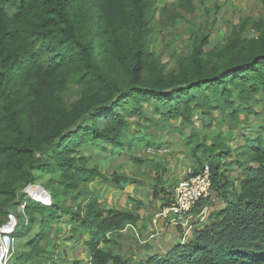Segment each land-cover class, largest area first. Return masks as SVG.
Instances as JSON below:
<instances>
[{
  "label": "trees",
  "instance_id": "trees-1",
  "mask_svg": "<svg viewBox=\"0 0 264 264\" xmlns=\"http://www.w3.org/2000/svg\"><path fill=\"white\" fill-rule=\"evenodd\" d=\"M150 15L149 0H0V226L16 215L20 199L27 223L16 215L14 239L25 238L26 227L41 222L40 234L25 240L26 250L14 251L8 264H59L60 254L51 257L49 234L43 231L63 218L70 225V244L82 239L80 230L86 235L88 264H129L106 246L135 228L139 216L100 208L96 195L77 203L80 193L68 194L103 177L88 166L83 149L111 156L132 151L129 117L161 127L180 120L192 127L197 116L201 125H212L211 114L217 112L232 128L256 114L254 105L264 99V13L251 21L255 37L242 38L234 26L223 46L205 51V34L169 73L152 60ZM40 48L48 59H40ZM70 84L81 91L64 103L58 94ZM263 125L242 129V160L231 158L222 134L209 139L191 132L187 147L199 165L209 166L212 192L225 205L197 224L189 241L161 255L146 254L139 264H264ZM225 159L240 172L237 190L228 191L221 171ZM130 160L144 164L135 156ZM35 171L50 176L40 186L49 191V204L21 194L39 179ZM112 181L119 189L134 183L122 177ZM160 189L152 186L154 199ZM59 193L76 206L60 204Z\"/></svg>",
  "mask_w": 264,
  "mask_h": 264
},
{
  "label": "rangeland",
  "instance_id": "rangeland-1",
  "mask_svg": "<svg viewBox=\"0 0 264 264\" xmlns=\"http://www.w3.org/2000/svg\"><path fill=\"white\" fill-rule=\"evenodd\" d=\"M149 6L151 8L147 25L150 38L149 50L152 53L153 63L158 69L163 68L164 73L175 71L177 60L187 58L197 41L205 34L209 36L208 44L204 47L205 51L223 46L234 26L239 28L242 38L255 37L256 33L252 30L251 21L258 20L264 13L262 0H149ZM37 53L41 60L49 58V54L43 48H40ZM80 91L79 86L70 84L62 93L58 94V97L62 102L70 103L77 99ZM254 109L255 115L243 116L240 125L236 127L233 125L232 128L222 122L221 115L217 112L211 114V119L214 122L212 125H201L200 118H197L192 127L187 126L186 128L181 127L180 120H171L170 123L161 127L163 125L160 122L147 124L141 118L129 117V134L132 138L135 137L128 141L131 144L129 148H133L132 151L125 148L121 153L111 156L100 154L99 151L89 152L83 149L82 154L89 158L88 166H95L103 177H97L88 183L86 190L79 188L74 193L69 192L68 194L71 196L80 193L77 203H84L86 195H96L100 208L131 210L137 214L140 219L134 228L135 231L132 230L133 228H126L124 233L113 237L106 248L119 253L124 258L130 254V263L139 264L146 253L160 254L163 247L171 248L174 246H171L167 239H162L159 234L155 235L156 230L153 227L151 228L152 231L148 229L146 216L150 214L155 219L154 213L159 211L162 203L171 199L173 189L183 177L186 169L190 166L202 165H199L192 157L191 149L187 147V137L192 134L191 132L194 133L193 136L199 133L209 139L217 134H222L225 145L229 147L231 152V158L242 160V157H238L242 154L241 148L245 142L241 139L242 129L246 125L264 124L263 98L254 105ZM154 121L156 120L154 119ZM142 134L144 135L142 136ZM250 134L247 133V135ZM262 134H264V125ZM131 156L144 161V164L139 166L133 164L130 160ZM224 162L221 171L227 182L230 183L228 191L237 190L239 187V170L235 164H229L231 162L228 159H225ZM160 166L164 167V170ZM34 174L39 179L32 186H25L21 194H25L29 199V196H32L30 190L44 195L46 193L45 196H48L49 200L47 197L45 200L50 203L49 191L43 187L38 188L42 183L47 182L50 176H39L37 171ZM118 177L129 178L134 183L126 185L124 189H119L118 185L112 181ZM152 186H157L158 189L163 190L158 199L150 197ZM54 187L58 188L57 183ZM134 187H137V190L134 191ZM167 191L169 193L166 194ZM59 194L60 204L68 207L76 206V203L71 201L70 196L66 198L62 195L63 193ZM21 201V199L15 201L17 203L15 214L18 217L21 216L26 224L27 216ZM35 202L46 205L39 201ZM133 202L136 203L137 209L133 208ZM207 202L209 204H205L203 208L206 218L212 210L223 207L225 204L215 190L211 191V197ZM198 209L194 210V215L191 214L189 217L191 227L196 224L197 220H200L197 213L201 209ZM64 221V218L62 222L56 220L43 231L49 234L51 257L58 258L60 254L59 264H74V262L88 264V251L82 247L86 235L80 230L77 236L82 239L75 244H70L67 239L70 225ZM199 223L197 221V224ZM40 226L41 222L28 225L25 238L24 236L17 239L15 237L14 253L26 250L25 240L40 234ZM182 229L177 226L175 229L172 228L170 232H166L169 235L167 236L168 240H175L177 242L175 244L178 242L185 243L186 228ZM151 234L155 235L152 240L148 238ZM53 236L56 238L54 239L55 243H53ZM144 240L152 242L144 243ZM43 241H40L41 246H44Z\"/></svg>",
  "mask_w": 264,
  "mask_h": 264
},
{
  "label": "built area",
  "instance_id": "built-area-1",
  "mask_svg": "<svg viewBox=\"0 0 264 264\" xmlns=\"http://www.w3.org/2000/svg\"><path fill=\"white\" fill-rule=\"evenodd\" d=\"M211 191L209 166L204 164L197 169L195 166H190L174 187L170 204L162 208L159 214L156 215V218L162 219L163 222L165 220L169 221L176 227L186 228L187 232L191 231L192 227L189 217L193 214L194 210L199 208L201 210L198 209L197 217L201 221L203 220L204 207L201 208L197 205L202 201L207 202L211 197ZM45 195L47 194L45 193ZM45 197L48 198V196ZM29 198L32 201L42 202L41 199L34 198V196H29ZM42 203L47 204L49 201ZM156 218L153 220L154 224L158 222ZM170 218L171 220H169ZM17 223L16 217L9 215L6 222L0 226V264H8V260L14 252V233Z\"/></svg>",
  "mask_w": 264,
  "mask_h": 264
},
{
  "label": "crops",
  "instance_id": "crops-1",
  "mask_svg": "<svg viewBox=\"0 0 264 264\" xmlns=\"http://www.w3.org/2000/svg\"><path fill=\"white\" fill-rule=\"evenodd\" d=\"M197 118H202V116H197L196 117V119ZM202 121V120H201ZM170 123V122H169ZM214 122L212 121V124H213ZM167 124V123H166ZM181 125V127H184V128H186L187 126H185V125H183V124H180ZM189 129V128H188ZM182 173H184V172H182ZM238 178H240V172H239V177ZM126 186V185H125ZM124 186V187H125ZM135 190H137V187H134V191ZM150 197L152 198V194L150 195ZM163 204V203H162ZM225 205V204H224ZM224 205H223V207H224ZM153 207H155V206H153ZM165 206H160V209H159V211L157 212V213H154V216H156L157 214H159V212L161 211V209L162 208H164ZM223 207H219V208H217L216 210H219V209H221V208H223ZM213 211H215V210H212L211 212H213ZM210 212V213H211ZM209 213V214H210ZM147 217V221H148V229L149 230H151L152 231V227H153V229L154 230H156V234L155 235H157V234H159V236L161 237L162 236V239H167V242L169 243V244H171V246H173V245H175V240H168V238H167V236H169L167 233L168 232H170V230L173 228V229H175L176 228V226L175 225H173L172 223H170L169 221L167 222L166 220H165V222H162V219H158V218H156L157 219V223L156 224H154L153 223V220H154V217L153 216H150V214L148 215V216H146ZM200 219V218H199ZM207 219H208V216H207V218H206V216H204L203 215V220L201 221V220H197V221H199L200 223H206L207 222ZM169 220H171V218L169 219ZM197 221H196V224H194V225H192V228H195V226H197ZM164 223H165V225H164ZM199 225V224H198ZM150 227V228H149ZM182 229V228H181ZM133 231H135V229L133 228L132 229ZM183 230V229H182ZM185 231V230H184ZM125 232V230L124 231H122L121 233H124ZM167 232V233H166ZM192 232H193V229L191 230V231H185V233H186V237H185V242H187V241H189V239H190V237H191V235H192ZM154 234H151L148 238L149 239H153L154 238V236H155ZM166 235V236H165ZM158 236V237H159ZM152 241H150V240H148L147 242H146V240H144V243H151ZM177 243V242H176ZM152 245V244H151ZM172 248V247H171ZM170 247L169 248H165V247H163V249H161L160 250V254H155V255H161V254H164V253H166L167 251H169L170 249H171ZM117 253V252H116ZM119 254V253H118ZM146 254H148V255H152V254H149V253H146ZM154 255V254H153ZM129 256H130V254H128L124 259L126 260V259H128L129 260V264H133V263H130V261H131V259L129 258ZM142 259V257L140 258V260Z\"/></svg>",
  "mask_w": 264,
  "mask_h": 264
},
{
  "label": "bare ground",
  "instance_id": "bare-ground-1",
  "mask_svg": "<svg viewBox=\"0 0 264 264\" xmlns=\"http://www.w3.org/2000/svg\"><path fill=\"white\" fill-rule=\"evenodd\" d=\"M31 195L34 196V198L41 199L42 202H45V195L42 193H36L34 191H31Z\"/></svg>",
  "mask_w": 264,
  "mask_h": 264
},
{
  "label": "water",
  "instance_id": "water-1",
  "mask_svg": "<svg viewBox=\"0 0 264 264\" xmlns=\"http://www.w3.org/2000/svg\"><path fill=\"white\" fill-rule=\"evenodd\" d=\"M38 188H41V187H38Z\"/></svg>",
  "mask_w": 264,
  "mask_h": 264
}]
</instances>
